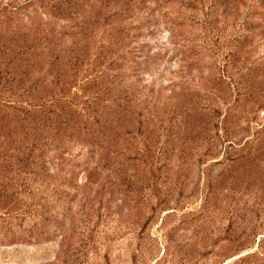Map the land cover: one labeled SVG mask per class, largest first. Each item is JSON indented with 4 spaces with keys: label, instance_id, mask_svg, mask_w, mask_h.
Returning a JSON list of instances; mask_svg holds the SVG:
<instances>
[{
    "label": "rangeland",
    "instance_id": "rangeland-1",
    "mask_svg": "<svg viewBox=\"0 0 264 264\" xmlns=\"http://www.w3.org/2000/svg\"><path fill=\"white\" fill-rule=\"evenodd\" d=\"M0 264H264V0H0Z\"/></svg>",
    "mask_w": 264,
    "mask_h": 264
}]
</instances>
